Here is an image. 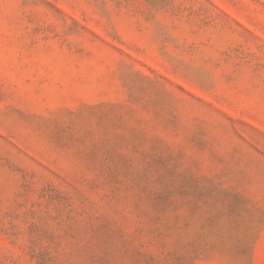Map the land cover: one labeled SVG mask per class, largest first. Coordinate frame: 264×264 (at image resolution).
Here are the masks:
<instances>
[{
	"label": "rangeland",
	"instance_id": "rangeland-1",
	"mask_svg": "<svg viewBox=\"0 0 264 264\" xmlns=\"http://www.w3.org/2000/svg\"><path fill=\"white\" fill-rule=\"evenodd\" d=\"M0 264H264V0H0Z\"/></svg>",
	"mask_w": 264,
	"mask_h": 264
}]
</instances>
